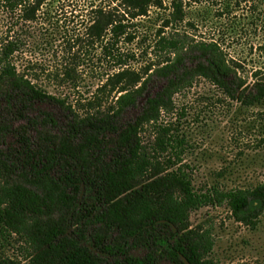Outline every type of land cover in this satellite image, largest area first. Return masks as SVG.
<instances>
[{"label": "trees", "instance_id": "1", "mask_svg": "<svg viewBox=\"0 0 264 264\" xmlns=\"http://www.w3.org/2000/svg\"><path fill=\"white\" fill-rule=\"evenodd\" d=\"M51 1L0 0V5L9 17L33 23L40 14L50 18L42 12ZM115 1L110 10L92 5L87 31L114 73L104 88L119 91L108 111L79 115L19 72L13 62L18 41L8 37L0 43V105L26 121L12 129L0 116L1 237L24 242V264H217L210 259L213 238L208 231L192 229V213L227 203L238 223L255 228L264 212V186L197 193L184 164L187 142L164 119L174 114L176 96L199 79L245 107L264 106V78L256 73L253 86L247 87L218 41L181 34L178 27L186 18L182 0L172 2L169 19L158 32L155 48L168 59L145 73L128 69L135 55L122 46L135 40L132 31L156 0ZM168 29L172 32L166 37ZM154 78L166 85L146 100L133 122L120 125ZM68 80L74 81L65 72L61 82ZM45 103L68 113L67 131L55 132L57 123L49 114L27 117L35 104ZM11 132L17 149L7 151L3 146ZM148 132L150 144L143 140ZM136 251L144 255L136 257Z\"/></svg>", "mask_w": 264, "mask_h": 264}, {"label": "rangeland", "instance_id": "2", "mask_svg": "<svg viewBox=\"0 0 264 264\" xmlns=\"http://www.w3.org/2000/svg\"><path fill=\"white\" fill-rule=\"evenodd\" d=\"M173 1L156 0L149 14L132 31L135 40L122 46L125 52L135 55L128 69L145 73L166 61V54L155 47L158 32L172 12ZM182 1L186 18L178 27L181 34L195 41H218L247 87L253 86L256 73L258 78H264V0ZM92 5L110 10L117 2L52 0L42 12L50 14L51 20L40 14L33 23H21L9 17L0 5V43L8 37L18 41L20 51L13 62L19 72L81 116L108 111L119 92L104 88L108 75L114 73L100 58L97 45H91L87 37L94 18ZM171 32L164 30V35L168 37ZM65 72L74 81L62 83ZM166 82L152 79L137 107L127 110L119 124L133 122L146 100L159 93ZM175 104L174 114L164 120L173 123L175 133L187 142L184 164L192 172L197 193L205 194L213 188L229 192L264 186V106L245 107L229 100L203 79L197 80L191 90L176 96ZM12 112L11 107L0 105V116L12 129L26 124ZM44 114L56 121L55 132L68 130L70 117L55 103L35 104L26 115L38 119ZM16 139L11 132L3 149H17ZM143 140L150 144L151 133H145ZM190 221L192 229L211 234L214 248L210 259L217 264H264V212L255 228L238 223L227 203L202 208L192 213ZM92 233L90 229L89 234ZM133 254L144 255L142 251ZM26 256L21 239L16 236L3 239L0 232V264H24Z\"/></svg>", "mask_w": 264, "mask_h": 264}]
</instances>
